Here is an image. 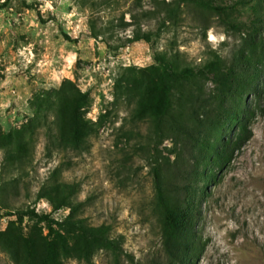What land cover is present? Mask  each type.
<instances>
[{
  "label": "rangeland",
  "instance_id": "374dc122",
  "mask_svg": "<svg viewBox=\"0 0 264 264\" xmlns=\"http://www.w3.org/2000/svg\"><path fill=\"white\" fill-rule=\"evenodd\" d=\"M152 2L0 0V264H113L98 243L67 232L64 218L78 202L90 223L123 235L135 260L165 264L152 209L161 71L155 56L198 68L230 59L242 39L193 4L159 28ZM233 17L246 28L259 17L264 43V2L257 12L239 7ZM139 28L157 34L148 43L128 42ZM254 73L248 97L263 94L252 137L198 199L192 264H264V65ZM204 89L208 96L214 86ZM231 132L229 125L223 137ZM172 149L163 140L156 155L172 161ZM59 183L75 192L55 210L65 196ZM27 210L59 223L49 232L43 217L21 214Z\"/></svg>",
  "mask_w": 264,
  "mask_h": 264
},
{
  "label": "trees",
  "instance_id": "16d2710c",
  "mask_svg": "<svg viewBox=\"0 0 264 264\" xmlns=\"http://www.w3.org/2000/svg\"><path fill=\"white\" fill-rule=\"evenodd\" d=\"M9 1V0H7ZM152 14L160 27L174 22L183 5L193 4L215 13L220 21L241 34V46L230 59L215 57L198 68L178 66L165 54L155 60L161 69L157 107L158 118L153 122L151 137L154 197L152 209L157 215L160 241L165 264H192L197 256L193 225L198 199L207 193L206 184L218 182L220 173L235 157V153L252 137L251 121L258 111L262 91H254L257 65H264V43L258 38L256 17L250 27L236 22L233 14L239 7L249 6L254 12L264 0H235L231 5L216 0H152ZM92 37L99 34L92 31ZM157 32L135 29L128 42L152 40ZM122 46V45H121ZM118 48V47H117ZM212 83L214 90L205 95V86ZM231 125L230 135L223 137ZM172 143L173 160L156 155L161 141ZM77 141V139H75ZM78 142V141H77ZM63 201L54 205L57 210L67 206L75 192L68 183H59ZM84 202L69 206L64 218L67 232L79 236L86 244L98 243L110 256L113 264H161L141 262L124 249V237L113 234L108 223L94 225L81 215ZM23 216H39L33 210L22 211ZM49 232L59 222L43 217Z\"/></svg>",
  "mask_w": 264,
  "mask_h": 264
},
{
  "label": "clouds",
  "instance_id": "9594fccd",
  "mask_svg": "<svg viewBox=\"0 0 264 264\" xmlns=\"http://www.w3.org/2000/svg\"><path fill=\"white\" fill-rule=\"evenodd\" d=\"M210 38L213 39V40L217 39L216 37H210ZM218 39H219V40H223V39H224V36L221 35Z\"/></svg>",
  "mask_w": 264,
  "mask_h": 264
}]
</instances>
